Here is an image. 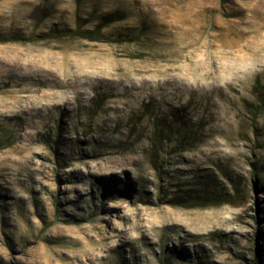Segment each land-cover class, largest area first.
Wrapping results in <instances>:
<instances>
[{
	"label": "rangeland",
	"instance_id": "374dc122",
	"mask_svg": "<svg viewBox=\"0 0 264 264\" xmlns=\"http://www.w3.org/2000/svg\"><path fill=\"white\" fill-rule=\"evenodd\" d=\"M9 36L0 264H264V0H0Z\"/></svg>",
	"mask_w": 264,
	"mask_h": 264
},
{
	"label": "trees",
	"instance_id": "16d2710c",
	"mask_svg": "<svg viewBox=\"0 0 264 264\" xmlns=\"http://www.w3.org/2000/svg\"><path fill=\"white\" fill-rule=\"evenodd\" d=\"M78 28L76 27L75 29H69V30H60V31H53L50 33H47L45 35L42 36H38V35H30L27 39L28 40H36V39H45V38H59V37H64V36H76L78 34ZM97 34L99 35L100 30H97ZM19 39H22L21 37H16V36H9V37H0V42H6V41H18ZM103 196H107L109 193L107 190H103ZM255 259L254 262L257 263V259L258 256L255 255Z\"/></svg>",
	"mask_w": 264,
	"mask_h": 264
}]
</instances>
